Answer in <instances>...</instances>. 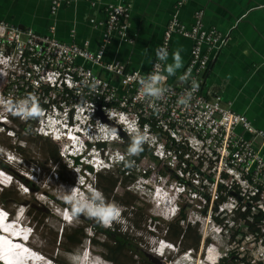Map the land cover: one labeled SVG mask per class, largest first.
Listing matches in <instances>:
<instances>
[{
    "label": "built area",
    "instance_id": "2783aa9c",
    "mask_svg": "<svg viewBox=\"0 0 264 264\" xmlns=\"http://www.w3.org/2000/svg\"><path fill=\"white\" fill-rule=\"evenodd\" d=\"M71 1L50 0V13L55 14ZM99 1L92 0L91 4ZM129 11L128 3H109L105 5L103 22L89 19L105 28L103 42L94 51L85 45L60 41L53 27L40 34L0 19V120L20 117L6 111L9 101L13 105L30 104L29 98L34 96L41 114L31 126L32 132L51 135L53 141L63 144L62 153L69 145L81 151L86 139L105 143L103 155L88 158L95 168L126 161L130 155L127 151L111 148L132 141L131 129L135 126L148 137L141 146L151 148L154 156L162 158L168 152L176 157L181 153L186 160L223 172L217 177L218 184L249 203L246 206L240 202L242 211L246 207L252 213L264 211V131L255 128L245 115L222 105L219 96L208 97L202 90L204 72L227 35L204 26L201 10L194 13L191 26L172 16L157 50L164 47L169 53L173 33L192 41L180 74L181 79L187 72V79L173 85L164 73L165 60L156 54L147 73L127 70L119 60H103L112 32L124 41H132L128 34ZM95 68L113 74L118 82L99 75ZM153 73L160 76L158 86L163 88L159 98L145 96L141 83ZM193 80L198 85L195 90L191 87ZM188 93L191 95L187 103H180ZM227 197L229 207L223 204L221 210L237 209V198L232 194Z\"/></svg>",
    "mask_w": 264,
    "mask_h": 264
},
{
    "label": "rangeland",
    "instance_id": "374dc122",
    "mask_svg": "<svg viewBox=\"0 0 264 264\" xmlns=\"http://www.w3.org/2000/svg\"><path fill=\"white\" fill-rule=\"evenodd\" d=\"M37 118L24 120L16 117L0 123V159L6 160L17 174L24 176L27 173V178L35 186L32 190L12 176L10 186H6L8 190L3 193L7 177L0 174V207L11 215L20 206L26 208V226L32 230L29 245L45 259L53 264H78L88 248L90 258L94 259L93 264H112L103 258L105 251L101 247L88 241V236H92L100 242L111 243L105 235L90 228L87 222L95 218L85 213L76 217L71 214L77 203L91 204L94 193L99 191L106 203L114 202L121 209L118 220L107 227L127 235L137 250L124 252L118 264H221L222 257L227 258L224 264H264V233H261L264 224L259 231L262 235L254 236L244 226L240 215L242 209L221 210L223 204L229 207L230 198L227 195L234 193L226 191L223 183L219 190L217 177L219 174L222 176L223 172L219 173L191 159L186 160L181 153L174 157L173 153L167 154V151L165 157H157L156 160L148 155L139 157L138 153L130 154L131 160L126 165L128 168L119 163L96 168L90 165L93 172L84 167L87 166L85 163H90L88 158L93 155L82 156L83 160L74 168L71 164L73 159L67 157L66 151L78 154L79 150L69 145L62 153L63 144L53 141L51 135L32 132L31 126L37 123ZM46 138L58 147L61 160L57 166L47 159ZM162 141L169 145L165 139ZM131 142L128 140L110 146L111 149L128 152ZM123 168L124 173H121ZM58 169L63 179L56 175ZM96 172L103 175L100 183L95 177ZM116 178V184L109 191L110 182ZM177 178H183L187 184L183 185ZM99 186L106 188L105 193ZM218 193L225 196V202L214 210L215 195ZM165 196L170 197L169 207ZM206 196H209L208 201ZM241 201L249 206L246 201ZM173 205L178 211L174 216H169L168 211ZM122 208L126 209V214ZM180 210L186 214V220L178 225H191L189 241L193 242L196 235H200L196 250H183L184 242L178 247L179 240L174 241V237L163 229L171 221L175 228L173 221ZM72 224L84 226L87 238L71 252H66L61 247L60 230ZM164 243L169 246L160 249L159 245Z\"/></svg>",
    "mask_w": 264,
    "mask_h": 264
},
{
    "label": "crops",
    "instance_id": "0c3cea01",
    "mask_svg": "<svg viewBox=\"0 0 264 264\" xmlns=\"http://www.w3.org/2000/svg\"><path fill=\"white\" fill-rule=\"evenodd\" d=\"M91 1L72 0L51 14L50 0H0V19L40 34L53 27L60 41L85 45L94 51L103 42L105 28L89 19L103 22L106 4L128 3V34L132 41H124L112 32L103 60H119L127 70L147 73L168 20L175 15L191 26L194 13L201 10L204 26L215 27L227 35L225 44L204 72L203 92L208 97L219 96L222 105L245 115L255 128L264 131V0H100L93 5ZM191 46L189 38L171 35L163 68L169 84L181 83L180 74ZM177 49L182 66L170 75L165 68L173 62L172 54ZM95 70L111 82H118L113 74ZM244 135L249 137L247 133Z\"/></svg>",
    "mask_w": 264,
    "mask_h": 264
},
{
    "label": "trees",
    "instance_id": "16d2710c",
    "mask_svg": "<svg viewBox=\"0 0 264 264\" xmlns=\"http://www.w3.org/2000/svg\"><path fill=\"white\" fill-rule=\"evenodd\" d=\"M46 143L48 145V161H50L52 164H56V166L58 164H60V160L61 157L59 156L58 153V147L53 143V141H50L49 139L47 140L46 138ZM98 144H105V143H98ZM129 148V147H128ZM148 155L150 156L152 159H157L156 156H154L151 152V148L147 147V146H141V150L138 152V156L142 157ZM74 162L77 164L79 163L77 158L73 159ZM131 160V156L129 155L126 159V161L121 164V165H125L124 168H128L127 163ZM83 165V164H82ZM85 168H88L89 171H92L91 166H84ZM0 168L3 169L4 171L10 173L13 177H15L16 179L21 180L23 183H25L27 185L28 188L34 190L35 186L33 184V182L26 178L25 176L19 175L16 172H14L8 162L6 160H4L3 158L0 159ZM124 168L123 171H121V173H124ZM56 175L60 176V178L63 177V175L61 174V171L58 169L56 172ZM97 176L99 183L101 182V179L103 177L102 173L100 172H96L95 173V177ZM128 177V176H126ZM63 179V178H62ZM65 179V178H64ZM178 180H180V182L185 185L187 184V182L183 179V178H177ZM67 180V179H65ZM117 182V178L116 179H112V181L110 182V188L109 191L112 190V187L116 184ZM10 186V185H9ZM100 189L105 193L106 188L99 186ZM221 185L219 186V190H221ZM195 190V188H193ZM8 190V188L4 187L2 189L3 193H5ZM232 195H234L237 198V203H239L238 208L236 209V211L240 210L241 208V197L234 192ZM209 200V196H206V201ZM225 202V196H222V194H216V198H215V206H214V210L217 209V206L221 203ZM60 205H64L62 202H58ZM247 206V205H246ZM68 207V206H67ZM124 207H127V205H124ZM123 209V208H122ZM126 209H123L122 212L124 214H126L125 212ZM242 219L244 220V226L247 227L248 229V233L253 234L254 236L259 235V231H260V226L262 224H264V211L258 210L256 213H252L251 209L249 207H246V209L244 211H242V213H240ZM33 219V218H31ZM186 220V214L182 212V210L179 211L178 216L175 217L174 219V223H175V228L173 227L172 221L169 223H166L164 226V230L165 232H168L172 237H174V241L179 240L178 243V247H180L181 243L184 242V246L182 247L183 250H196L198 243H199V239H200V235H196L195 240L193 242H190L188 239V231L191 228V225L189 223H186L185 225L183 224H179V222H185ZM90 226L91 229H93L95 232H99L103 235H105L108 240L111 243L108 242H100L96 239H94L92 236H88V241L89 243H91L92 245H96L101 247L104 251L105 254H102L103 258L109 262H111L112 264H118V260L120 255H122L124 252L126 251H137L135 249V245L134 243L131 241V239L125 235L124 233H121L119 230H112L108 227H104L101 223H99L96 219L90 220L89 222H87ZM36 224V222H35ZM35 227V225H34ZM115 229V228H114ZM118 229V228H117ZM261 233H264L261 232ZM262 235V234H260ZM60 237L62 238V242L61 240L59 241V243L61 242V247L63 248L64 251L66 252H71L73 250L74 247L81 245L83 243V240L85 238H87V234L84 231V226H79V225H69L66 227H62L60 230ZM227 260V258H220L221 264H224L225 261Z\"/></svg>",
    "mask_w": 264,
    "mask_h": 264
},
{
    "label": "clouds",
    "instance_id": "9594fccd",
    "mask_svg": "<svg viewBox=\"0 0 264 264\" xmlns=\"http://www.w3.org/2000/svg\"><path fill=\"white\" fill-rule=\"evenodd\" d=\"M156 56L162 61L166 60L168 57V52L166 48L161 47L160 49H158L156 51ZM172 60L173 62L171 64L166 65L165 68V71L170 75L173 74L176 69L182 66V59L179 49L173 52ZM156 67L159 68V65H157ZM187 76L188 73L186 72L183 76H181V80L187 79ZM159 81H160V76L157 73L150 74L146 78L142 79L141 83L144 87V95L153 98H159L163 92V88L158 86ZM191 87L193 90H195L198 87L197 82L195 80L192 81ZM190 95L191 93L186 94V97H182L179 102L182 104H186L187 98L190 97ZM29 99L31 101L30 104L24 103L20 105H13L12 102L9 101L6 107V111H10L12 115L20 116L24 120L30 117L39 116L41 114V110L39 103L37 102V99L34 96L30 97ZM2 122L5 123L8 122V120L6 121L0 120V123ZM131 131L134 133V135L132 138L131 145L128 148V153L135 154L141 150V145L148 139V137L144 133L140 132V130L135 126L132 127ZM102 146L103 144H98V142H93L91 140L86 139L85 146L82 148L81 151H79V153L77 154L78 156H75L73 159L77 158L79 162L77 163V165H79L83 160V158H81L82 156L88 157L89 155H93L90 157H94L96 155H103ZM79 158H81L80 161ZM120 159H123V157H120ZM91 172H93V170ZM19 208L23 216L22 222L25 225H27V222H25L27 217V210L24 207H19ZM177 211L178 209L176 205L175 206L173 205V207L168 211V215L174 216L177 213ZM120 212L121 209L117 204H115L114 202L106 203L104 201V197L102 193L97 191L94 193L92 197L91 204L87 202L83 204L77 203V205L72 209L71 214L73 217H76L81 213H85L90 217H94L99 223L107 227V226H111L113 221L118 220L120 216ZM123 218H125V215H123ZM28 228L30 230L29 233H31L32 230L30 229V227Z\"/></svg>",
    "mask_w": 264,
    "mask_h": 264
},
{
    "label": "bare ground",
    "instance_id": "6f19581e",
    "mask_svg": "<svg viewBox=\"0 0 264 264\" xmlns=\"http://www.w3.org/2000/svg\"><path fill=\"white\" fill-rule=\"evenodd\" d=\"M71 148V147H70ZM1 174V173H0ZM1 175H5V174H1ZM1 208V207H0ZM0 214H1V210H0ZM0 225L5 228V229H8L9 225L3 220V217H0ZM14 226H17V225H14ZM13 230V232H15L17 235H20V236H25L27 233H28V230L24 229V227L20 228V229H16L15 228H11ZM10 231V230H9ZM18 236L17 239H13L14 241H17L18 238L22 239V237ZM8 237H9V234H8ZM29 238V237H28ZM10 243H13V242H10ZM27 243V242H26ZM0 246H6V252L7 253H3L1 252L0 253V258L3 260L4 263L6 264H27L26 262H28L29 264H39V263H32L30 261L32 260H28L26 261L25 259L29 257V254L28 252H25L26 251V248L22 245H19L18 244V247H20V249H23V251H21V253L19 254L16 250H10V247L7 246L6 244V241L4 239H0ZM169 245L167 244L166 247H168ZM172 246V245H171ZM174 248V247H173ZM171 249V248H170ZM10 250V251H9ZM20 255H23L22 257H20ZM159 255V254H158ZM42 260H43V263L42 264H45V263H49V264H52V262L50 261H46V259L43 257V256H40L38 255ZM87 256H85L83 258V260L86 258ZM100 263V262H99ZM98 263V264H99ZM97 264V263H96Z\"/></svg>",
    "mask_w": 264,
    "mask_h": 264
}]
</instances>
